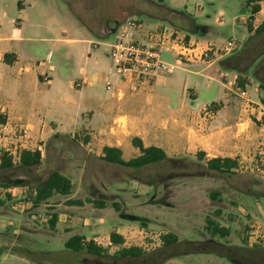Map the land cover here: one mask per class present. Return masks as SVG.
<instances>
[{"label":"rangeland","instance_id":"374dc122","mask_svg":"<svg viewBox=\"0 0 264 264\" xmlns=\"http://www.w3.org/2000/svg\"><path fill=\"white\" fill-rule=\"evenodd\" d=\"M11 1L2 0V6L7 12L11 10ZM63 1L69 17L80 26L93 23L95 16L97 20L103 17L108 25L105 33L108 42L115 38V31L120 23L135 18L141 25L157 21L162 25H171L170 30L175 35H179L185 42L190 40L193 46L197 44L200 50L203 47L197 42L203 34L198 33L190 39L196 28L195 20L214 26L218 31V47H204L207 49V56L199 59V55H196L192 61L182 62L200 63V67H205L206 64L200 60L217 57L204 71L214 78L208 79L195 73L197 69L192 65H178L168 86L159 87L157 91L169 94L170 104L180 101L185 93L189 92L191 97L196 94L194 104L201 105L220 99L225 90L230 102L227 103L230 113L222 121L242 128L235 151L238 166L233 174L206 172L204 176H195L196 164L200 161L197 160L196 153H191L171 157V165L191 167L189 172L188 169L171 170L169 164L136 170L105 162L95 154V149L88 151V148L80 145L78 142L81 139L90 136L85 129L51 138L42 147V161L38 165L31 168L0 169V264H42L46 260L60 261L61 264H126L109 257L88 258L83 261L58 252L64 249L67 237L80 234L86 240H94L106 248L108 254H112L117 246L110 243L109 234L117 228L124 234L125 246L143 248L147 264H233L224 257L210 253L180 255L160 263L152 258L161 245L160 236L165 232L176 233L180 240L209 239L205 230L207 216L229 229V235L225 239L215 238L216 241L240 246L241 240L247 236L249 245L253 240H258V244L264 246V113L258 112L259 105L264 104L261 101L264 93L254 76L255 71L264 63V55L242 74L246 79L244 87L237 86L236 71L223 69L219 64L220 59L232 56L245 43L250 35L247 30L248 22L253 27L264 22V0L253 19L249 18L242 0ZM60 16L66 21L65 13L60 12ZM66 24L69 25L68 19ZM163 28L159 26L150 30L159 31ZM10 30L8 20H3L1 32L9 34ZM228 40H233L235 47L230 52H225L223 48ZM260 43L264 45V40ZM82 48L81 44H62L54 48L53 59L57 64L55 71L58 73L56 79L60 82L59 85L66 87L70 80L82 79ZM198 50L196 54H199ZM44 51L45 48H42L41 53ZM99 52L105 66L94 71V84L103 92L109 81V90L115 91L120 87L121 79L112 67L108 47L100 46ZM162 56L167 61H175L165 52ZM66 73L68 78L64 77ZM72 88L77 90L74 86ZM57 89L60 87L57 86ZM242 90L246 92L244 97L240 95ZM75 92L77 95V91ZM212 105L213 103L210 104ZM249 108L253 109V113L248 111ZM54 115L61 116L63 113L54 108ZM63 116L67 118L70 113ZM7 152L12 153V160L17 164L19 154L10 150ZM132 156L125 150V158ZM53 170L71 179V194L54 195L39 206H32L28 201L30 191L27 184L36 185ZM146 180L153 181V184L144 183ZM10 181L26 183L8 188L2 186ZM210 190H218L219 200L209 198ZM88 199L102 200L104 206L96 207L94 203L86 201ZM68 200H82L83 204H70ZM54 208H58L62 216L55 230H52L49 220ZM132 216L142 218L145 225ZM49 251H54V255L44 259L41 253Z\"/></svg>","mask_w":264,"mask_h":264},{"label":"crops","instance_id":"0c3cea01","mask_svg":"<svg viewBox=\"0 0 264 264\" xmlns=\"http://www.w3.org/2000/svg\"><path fill=\"white\" fill-rule=\"evenodd\" d=\"M60 12L65 13L66 21L59 17ZM6 19L11 25L9 34L1 32ZM67 19L69 25L66 24ZM93 20L87 26H80L69 17L63 0H12L9 12L0 0V150L18 154L23 149L39 150L42 161V147L46 141L55 138V134L59 137L85 129L90 136L78 143L88 151L95 149L98 157L102 155L104 146L119 148L125 160L135 157L139 150L131 140L138 137L144 146L162 148L169 157L203 151L206 158L237 159L235 151L242 128L222 121L230 113L225 90L220 99L211 102L212 106L211 103L194 104V92L195 97L188 92L180 101L170 104L169 94L157 91L159 87L168 86L178 65H192L197 69L195 73L214 78L204 71L217 57L200 60L206 64L205 67H200V63L177 62L171 72L160 73L144 82L121 80L117 90L105 88L102 92L94 84L93 73L105 66L99 48L103 45L108 47L105 35L108 25L103 17L97 20L95 16ZM195 22L196 28L190 39L200 33L203 35L197 42L199 46L218 47L217 29ZM159 26L172 27L158 21L142 24L141 34ZM62 44H81L83 47L82 79L70 80L66 87L59 85L56 79L57 64L53 59L54 48ZM42 48H45L44 53H41ZM4 54H8L10 63L4 62ZM64 77L68 78V74ZM77 82L81 83L80 87L76 86ZM263 105L258 107L260 114L264 113ZM54 108L61 110L63 115L69 112L70 116H56ZM248 111L253 113L252 108ZM125 150L133 156L125 158ZM52 213L57 215L52 228L55 230L62 214L58 208L52 209ZM112 231L124 238L118 228Z\"/></svg>","mask_w":264,"mask_h":264},{"label":"trees","instance_id":"16d2710c","mask_svg":"<svg viewBox=\"0 0 264 264\" xmlns=\"http://www.w3.org/2000/svg\"><path fill=\"white\" fill-rule=\"evenodd\" d=\"M262 0H242L245 9L249 13V18L253 19L261 9ZM247 30L250 35L248 36L242 47L235 52L232 56L222 58L219 60V64L223 69L233 70L238 73L236 76V84L239 87H244L246 79L242 74L246 73L248 69L256 62L260 57L264 55V45H261V40H264V22L256 27H253L251 22L247 23ZM4 62L10 63L8 54H4ZM254 76L259 81V88L264 93V63L254 73ZM261 101L264 103V99ZM1 121V119H0ZM53 137L57 138L55 134ZM131 143L134 147L138 148L139 154L128 160L122 157V152L119 148L104 146L102 149V155L99 156L105 162L112 163L118 166L132 168L136 170L149 169L156 165L169 164L173 161L171 157L167 156L162 148L155 146H144L142 141L138 137H133ZM18 163L15 164L11 155L7 151L0 150V169H10L14 167L31 168L38 165L41 162V153L39 150H26L23 149L19 153ZM197 160L200 161L196 165L195 176H204L206 172H218L221 174H233L237 169V159L231 157H212L206 158L203 151L196 153ZM171 170H182L191 167H178L170 166ZM185 169V170H184ZM26 182L22 181H10L2 184L4 188L15 186ZM144 183L152 185L153 181L146 180ZM29 188L28 201L32 206L37 207L42 202L51 199L54 195L67 196L71 194L73 184L71 179L57 170L51 171L48 176L41 182L34 186L27 184ZM218 190H210L209 198L211 200H219ZM9 197V195H8ZM94 203L96 207H103L104 202L102 200H86ZM70 204L82 205V200H68ZM133 219L140 220L142 225H145L143 219L138 216H132ZM57 221L56 213L51 214L49 225L54 227ZM205 230L209 235V239L206 240H180L176 233L165 232L161 234V245L155 250L152 258L157 259L158 262H164L170 258H174L180 255H187L192 253H210L220 257L226 258L233 264H264V246L260 244L249 245L247 236L244 237L240 246L227 245L216 241L215 238L225 239L229 235V229L220 225L215 219L211 217H205ZM110 243L117 246V249L108 254L107 249L98 245L94 240H86L81 235H73L64 242V249L58 252L69 254L74 258L78 257L83 261L88 258H103L109 257L120 261V263L126 264H147L145 258L146 252L140 246H125L124 238L115 231H111L109 234ZM54 251L42 252L43 258H50L54 255ZM32 255V253H31ZM47 261V260H46ZM43 261L42 264H61L60 261L48 262ZM68 264L67 262H62Z\"/></svg>","mask_w":264,"mask_h":264},{"label":"built area","instance_id":"2783aa9c","mask_svg":"<svg viewBox=\"0 0 264 264\" xmlns=\"http://www.w3.org/2000/svg\"><path fill=\"white\" fill-rule=\"evenodd\" d=\"M141 29V23L135 18L127 19L117 26L115 38L107 43L112 67L121 80L144 82L162 72H171L177 62L192 61L196 55H199V59L207 56V49L198 50L197 44L193 46L190 40L183 41L170 28L149 30L145 34H141ZM234 47L235 42L228 40L223 50L230 52ZM196 50L199 54H196ZM163 52L169 54L175 62L164 59ZM76 86L80 87L81 83L77 82ZM110 86L111 83L107 81L106 88ZM245 93L242 90L241 97H244ZM258 242L253 240L251 245Z\"/></svg>","mask_w":264,"mask_h":264}]
</instances>
